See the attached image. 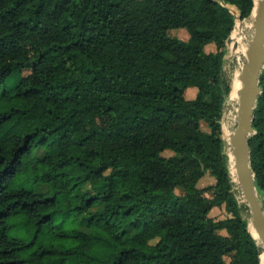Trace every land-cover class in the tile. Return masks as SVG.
<instances>
[{"label":"trees","instance_id":"obj_1","mask_svg":"<svg viewBox=\"0 0 264 264\" xmlns=\"http://www.w3.org/2000/svg\"><path fill=\"white\" fill-rule=\"evenodd\" d=\"M234 22L217 0H0V264H260L221 137ZM260 86L264 194V69Z\"/></svg>","mask_w":264,"mask_h":264},{"label":"water","instance_id":"obj_2","mask_svg":"<svg viewBox=\"0 0 264 264\" xmlns=\"http://www.w3.org/2000/svg\"><path fill=\"white\" fill-rule=\"evenodd\" d=\"M252 27L253 34L245 50L246 61L239 73L241 84L237 91L236 126L230 133L229 142L232 145L235 181L240 187L242 201L250 214L247 227L261 248L260 264H264V206L255 185L249 145V139L255 134L253 127L255 108L262 93L260 75L264 69V0H257ZM226 42L232 44L233 49L236 48L233 32L227 37ZM249 226L257 236L250 231Z\"/></svg>","mask_w":264,"mask_h":264},{"label":"rangeland","instance_id":"obj_3","mask_svg":"<svg viewBox=\"0 0 264 264\" xmlns=\"http://www.w3.org/2000/svg\"><path fill=\"white\" fill-rule=\"evenodd\" d=\"M252 20H253V15L250 14L247 18H235L234 26L232 29V32H234L236 28V33L238 36H241L240 33H243V35L238 39L239 42L237 43V46H240L239 49L234 50L233 46L231 44H228L226 42L225 48L223 49L224 55H223V72H222V79L224 83H228L230 85V91L229 94L226 97V103L224 105V112H223V117L221 118V125H222V131H221V137L223 140V153L225 156V162L230 174V183H231V188L230 191L235 195L236 199L239 200V202L242 201V195L240 191V187L235 181V175L234 173L231 172L229 168V160H228V155L231 154L232 150V145L229 142V134L231 133L235 126H236V109H237V97H232L231 92H232V83L233 80L236 76H239L241 66L244 64L246 61V55H245V50L247 49L248 46V40L251 39L252 34H253V27H252ZM181 31H185L187 34V30L185 28H178V29H170L168 31L170 36L177 37L182 40L183 39L181 35ZM240 32V33H238ZM244 45V46H243ZM206 49H209L207 47ZM30 70L25 69L22 71L23 75H26ZM263 71V70H262ZM239 72V73H238ZM237 74V75H236ZM14 83V82H13ZM12 82L10 80H6L3 84H0V91L5 88V87H11ZM195 90L196 93V88L192 87ZM187 90V89H186ZM185 90V97H188V92ZM194 97V96H193ZM232 98V99H231ZM230 102L228 103V101ZM207 126L202 123V129H206ZM39 154V153H38ZM165 155L171 154L170 151L166 150L164 152ZM17 181H14L10 184V187H15L17 186ZM215 183V178L210 175V173L207 171L205 175L199 180L198 186L199 187H206L208 185L214 184ZM28 189L34 190L35 186L34 184H29L27 186ZM208 196V194H206ZM261 202L264 206V194H260ZM99 206H95L92 209L96 210L98 209ZM243 217L248 221L250 214L248 209H244L242 212ZM209 216H211L214 219H223L226 217L230 216V213L226 210L224 205L221 206H215L213 207L210 212ZM16 227H13L11 230L13 231ZM11 232V231H10ZM224 233V231H222ZM230 256H225V263L229 264Z\"/></svg>","mask_w":264,"mask_h":264},{"label":"bare ground","instance_id":"obj_4","mask_svg":"<svg viewBox=\"0 0 264 264\" xmlns=\"http://www.w3.org/2000/svg\"><path fill=\"white\" fill-rule=\"evenodd\" d=\"M256 4H257V0H254V6H253V10H252V12H251V15H253V17H254V15H255ZM233 33L235 34V42L238 43V42H239L238 37L240 38V37L243 35V33L238 32V33L241 34V36H238L237 33H236V28H235V30H234ZM231 45H232V44H231ZM237 45H238V44H237ZM243 46H244V45H243ZM239 48H240V46H236V48H235L234 50H237V49H239ZM238 73H239V72H238ZM236 75H237V74H236ZM240 84H241V83H240V80H239V76H236V77L234 78V80H233V83H232V92H231L232 97H237V91H238V89H239V87H240ZM231 99H232V98H231ZM227 134H229V136H230V133H227ZM228 158H229V168H230L231 172L234 173V175H235L234 159H233L232 154H229V155H228ZM249 229H250V231H251L255 236H257L256 233H255V231L253 230V228H252L251 226H249Z\"/></svg>","mask_w":264,"mask_h":264},{"label":"built area","instance_id":"obj_5","mask_svg":"<svg viewBox=\"0 0 264 264\" xmlns=\"http://www.w3.org/2000/svg\"><path fill=\"white\" fill-rule=\"evenodd\" d=\"M217 1H219L221 4L225 5L229 9V11L234 15V18H239L240 17L239 11H238L237 7L234 4L226 3V2H223L221 0H217ZM226 101L227 100L225 98V100L223 101V109H222L221 118H224L223 117V112H224V105H225ZM229 102H230V100L228 101V103ZM220 122H221V119H220Z\"/></svg>","mask_w":264,"mask_h":264},{"label":"crops","instance_id":"obj_6","mask_svg":"<svg viewBox=\"0 0 264 264\" xmlns=\"http://www.w3.org/2000/svg\"><path fill=\"white\" fill-rule=\"evenodd\" d=\"M181 32H182L181 35H182L183 39L187 40L189 38V34H187L185 31H181ZM207 47H209V49H206L207 51H213L215 49L214 44H208V45H206L205 48H207ZM186 91L188 92V97H189L188 99H192L196 96L195 90L192 87L187 88ZM196 92H197V89H196Z\"/></svg>","mask_w":264,"mask_h":264}]
</instances>
